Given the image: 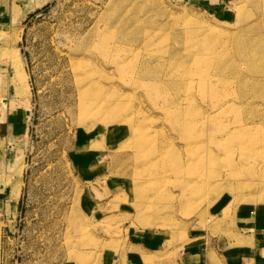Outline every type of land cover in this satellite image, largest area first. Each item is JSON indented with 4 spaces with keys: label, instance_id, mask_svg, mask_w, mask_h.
Wrapping results in <instances>:
<instances>
[{
    "label": "rangeland",
    "instance_id": "obj_1",
    "mask_svg": "<svg viewBox=\"0 0 264 264\" xmlns=\"http://www.w3.org/2000/svg\"><path fill=\"white\" fill-rule=\"evenodd\" d=\"M0 15L30 113L0 141V264H97L130 227L177 247L224 205L264 208V0H0ZM240 124L243 147L222 149Z\"/></svg>",
    "mask_w": 264,
    "mask_h": 264
},
{
    "label": "crops",
    "instance_id": "obj_2",
    "mask_svg": "<svg viewBox=\"0 0 264 264\" xmlns=\"http://www.w3.org/2000/svg\"><path fill=\"white\" fill-rule=\"evenodd\" d=\"M2 18L0 15V20ZM1 24L0 21V45L3 46L5 40L2 34L8 29L5 24ZM3 59L0 56V141L5 135L16 138L24 133L26 117L29 115L27 109L20 106L17 98L21 95H18L16 74L14 70L12 72L8 64L10 62ZM95 161L100 165L103 158L97 155ZM95 168L100 169L91 166L90 162L88 171H95ZM0 187L3 190L4 186ZM219 209L214 210L215 215H212L209 227L207 225L203 233L184 239L177 247L171 246V236L161 237L158 231H154V234L148 230L133 231L130 227L125 232L123 242L108 249L103 260L97 264H264V208L252 214L235 216L236 219L225 216L229 205ZM94 212H100V209L94 207ZM100 214H91L90 217L95 218ZM114 217L117 215L109 214L103 220H113Z\"/></svg>",
    "mask_w": 264,
    "mask_h": 264
},
{
    "label": "bare ground",
    "instance_id": "obj_3",
    "mask_svg": "<svg viewBox=\"0 0 264 264\" xmlns=\"http://www.w3.org/2000/svg\"><path fill=\"white\" fill-rule=\"evenodd\" d=\"M164 24H159L158 26L159 27H161V26H163ZM180 35H177L176 36V38L177 37H179ZM166 39H167V37H166ZM155 40H156V42L157 43H159V44H162L163 42H165V40H160L159 38H157V37H151V38H149V39H142V42H147V45H146V48H150L153 44H154V42H155ZM148 42H151V43H148ZM204 46V48L206 49V51L208 52V48L210 49V47H208V44H204L203 45ZM245 60H248L247 58H245ZM176 63V62H175ZM146 71H150L151 70V65H150V63H148V62H146L145 64H144V67H143ZM21 81H23V87L25 88V90H24V92L26 93V94H29V85H28V83H27V79L24 77V75H22V77H21ZM245 88H246V90L248 89V88H254V86H253V84H246L245 85ZM88 89H90V87L88 88ZM161 88H160V86L159 85H157V84H154V85H152V86H150L149 87V91H150V93H151V95H152V98L153 99H155V101L158 99V95L159 94H161ZM250 90V89H249ZM203 94L208 98V96H211L212 95V90H211V87H207V88H205L204 90H203ZM244 98V101L245 102H248L250 99H251V96H249V97H243ZM168 104H170V102L169 101H167V100H165ZM243 101V100H242ZM217 102L219 103V99L217 100ZM244 103V102H243ZM220 105H225V103H221ZM28 111V110H27ZM28 113H29V111H28ZM30 114V113H29ZM188 117V113H184L183 111H178V115H177V117H175V116H173V114H172V118H173V124H174V126L175 127H177L178 129H180L182 132H184V133H186L187 135H188V125H187V123H186V118ZM214 118L212 117V120H213ZM211 121V120H210ZM252 123L254 124L255 122L254 121H252ZM252 132V130H250V129H247L246 127H244V125H242V124H240V125H238V126H236V127H234V129L232 130V131H229V133L228 134H226L227 136V141H226V143L224 144V146L223 145H221V148L222 149H225V150H229L230 151V144H234V143H232V142H230V143H228V141L229 140H232V139H234V138H238L240 141H241V146L243 147V144H242V139H244L245 137H247V136H249L250 135V133ZM196 135V133L194 132L192 135H191V138L188 140H185L186 142H189L190 140H192V139H196V138H194V136ZM236 145V144H235ZM237 146H239V147H241L240 145H237ZM227 149H226V148ZM241 147V148H242ZM143 148H145V147H143V145L142 146H140V150H143ZM152 151H150V153H151ZM159 153H161L160 154V158H168V156H169V154H173V155H177V152H173V151H167L166 153H163V152H160V151H157V152H155V155H154V157H159ZM191 153V152H190ZM152 154V153H151ZM194 156V155H193ZM180 159H181V157H180ZM159 162H158V165L159 164H161V162H162V159H160V160H158ZM204 163V162H203ZM203 163L198 167V169H200L201 167H202V165H203ZM217 162H215V164H216ZM163 165H165V162H163L162 163ZM175 164L177 165V161L175 160ZM198 164V162H196L195 164H192V163H189L187 166H192V168H194V166H196ZM178 167L179 168H177V167H175V169H174V171L176 170V169H178V173H181V177H182V169H183V165L182 164H179L178 165ZM161 181L163 182V179H161ZM155 184V183H154ZM193 185H196V184H194V182L193 181H191L190 183H188V184H186V188L187 189H194V187H192ZM153 187V186H152ZM151 187V189H153ZM155 187V186H154ZM162 187V186H161ZM160 187V188H161ZM159 188V189H160ZM155 189V188H154ZM157 189V188H156ZM197 190V189H196ZM263 190V189H262ZM264 195V194H263ZM263 195H261V198L264 200V196ZM156 198H158V197H156ZM158 200H159V198H158ZM151 201V200H150ZM154 201V200H153ZM152 202V201H151ZM150 202V203H151ZM152 204H154V203H152ZM148 207H150V206H148ZM151 207H154V206H151ZM140 214V213H139ZM157 215V214H156Z\"/></svg>",
    "mask_w": 264,
    "mask_h": 264
}]
</instances>
